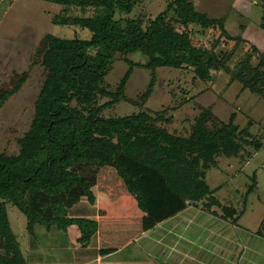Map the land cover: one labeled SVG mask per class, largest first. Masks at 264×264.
I'll return each mask as SVG.
<instances>
[{
	"label": "trees",
	"instance_id": "1",
	"mask_svg": "<svg viewBox=\"0 0 264 264\" xmlns=\"http://www.w3.org/2000/svg\"><path fill=\"white\" fill-rule=\"evenodd\" d=\"M46 1L67 6L65 13L54 16V24L87 28L92 35L66 38L49 32L36 51L46 77L31 127L18 139L16 151L0 152V264H75L88 254L98 233L95 187L104 166L114 167L137 203L145 204L144 230L201 204L217 215L213 208H220V216L239 224L247 203L240 210L224 204L215 194L222 185L212 188L208 175L220 168L221 157L238 158L244 164L263 147L255 121L242 126L235 113L224 121L215 114L214 106H200L198 119L187 133L161 125L171 124L174 115L168 116V111L188 103L195 94L182 95L175 106L153 111L155 115L145 109L157 68H190L193 80L204 84L227 68L233 49L220 60L216 52L220 37L207 47L195 41L192 30L193 25H200L203 31L220 28V36L238 46L244 39L226 30L227 13L212 17L191 0H168L164 10L148 18L125 16L140 0ZM260 1L264 29V0ZM72 7L92 13L69 15ZM136 52L146 61L129 58ZM250 57L248 53L235 69V79L250 65ZM118 58L129 69L113 90L106 77ZM135 67L152 71L139 99L126 94ZM27 78L28 72H24L15 86L0 90V109ZM243 82L244 88L264 99V88L250 79ZM121 101L136 103L139 110L121 116L104 113ZM252 179L257 182L255 173ZM250 186L247 192L255 187ZM10 204L26 216L32 248L40 244L39 235L46 242L50 235L53 240L45 248L54 254L64 250L70 256L59 260L36 252L26 256L10 219ZM37 226L44 229L37 233ZM71 226H76L77 234H71ZM255 233L264 235V222Z\"/></svg>",
	"mask_w": 264,
	"mask_h": 264
},
{
	"label": "rangeland",
	"instance_id": "2",
	"mask_svg": "<svg viewBox=\"0 0 264 264\" xmlns=\"http://www.w3.org/2000/svg\"><path fill=\"white\" fill-rule=\"evenodd\" d=\"M191 1L198 10L212 17L227 13L224 23L226 30L231 36H241L244 41L235 46V41L220 36V28L203 31L200 25H193L195 41L207 47H212L220 37L216 47L220 60L233 49L226 63L227 68L219 71L213 82L204 84L193 80L190 68L159 67L145 109L152 115L153 111L165 106H175L182 95L192 97L195 94L188 103L168 111V116L174 115L171 124L161 125L169 130L187 133L197 121L201 107L214 106L215 114L224 121H229L234 113L237 114V123L242 126L249 120L255 121V131L259 130V136H262L263 147L244 164L238 158L221 157L220 168L208 175L212 188L222 185L215 194L224 204H231L240 210L243 203H247L239 224H233L220 216V208H213L220 214L217 215L203 209L201 204L198 207L190 206L179 215L160 223L142 236L140 241L151 256L150 259L161 264H264V235L255 233L264 222V99L249 88H244L243 82L250 79L260 89L264 88V29L260 25L263 8L260 0ZM167 3L168 0H140L133 11L125 16L155 17L166 8ZM69 10V15L92 13L91 9L83 12L72 7ZM65 11L66 5L46 0H0V90L7 86L12 88L20 76L28 72V78L21 89L0 109V152L16 151L19 147L18 139L31 127L36 99L46 77L45 67L35 58L44 36L49 32L66 38H90L92 35L87 28L54 24V16ZM248 53L251 55L250 65L241 73L240 78L235 79L234 71ZM129 58L136 62L146 61L140 52L130 54ZM128 69V63L122 58L115 61L106 77L113 90ZM151 77L150 69L135 67L127 83L126 94L130 98L139 99ZM139 107L136 103L121 101L107 108L104 113L107 116H121L137 112ZM254 173L256 183L252 179ZM252 184L255 187L247 192ZM95 191L98 232L103 234L104 230L109 229L110 233L120 239L127 234L139 236L142 219L138 213L146 212L145 204L137 203L114 167L101 168ZM8 212L26 256L30 252H36L47 259L52 255L56 260L70 256V252L64 250L54 254L45 248L53 240L50 235L47 242L46 237L39 235L37 241L42 246L37 243L38 247L32 248L29 244L30 234L26 229V216L12 204L8 206ZM120 213H126L127 218H114L111 215ZM41 229L44 228L37 226L35 231L38 233ZM70 232L77 234L76 226H71ZM99 239L97 234L93 243L96 244Z\"/></svg>",
	"mask_w": 264,
	"mask_h": 264
},
{
	"label": "crops",
	"instance_id": "3",
	"mask_svg": "<svg viewBox=\"0 0 264 264\" xmlns=\"http://www.w3.org/2000/svg\"><path fill=\"white\" fill-rule=\"evenodd\" d=\"M144 214L145 213L141 212L138 213L141 219ZM105 215L106 214H103L102 216ZM111 215L114 218L117 216L123 217L124 219L127 218L125 216L126 213ZM141 227L139 230V236L135 234L133 236L127 234L125 236H122V239L116 238L114 234L110 233L109 229L104 230L103 234H100L98 232V237L100 236L99 241L96 244L93 243V245L89 247V253H86L85 256H82L81 260H76L77 262L75 264H161L159 262H156L154 259H150L151 256L147 253V250L144 249L141 243L142 236L150 233L152 229L144 230ZM53 264H56V262H54ZM164 264L170 263L164 262Z\"/></svg>",
	"mask_w": 264,
	"mask_h": 264
}]
</instances>
